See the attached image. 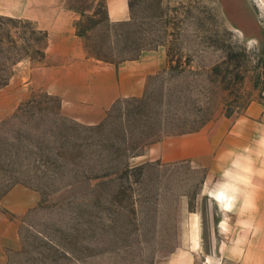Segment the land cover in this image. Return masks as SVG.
Returning <instances> with one entry per match:
<instances>
[{
	"label": "rangeland",
	"instance_id": "374dc122",
	"mask_svg": "<svg viewBox=\"0 0 264 264\" xmlns=\"http://www.w3.org/2000/svg\"><path fill=\"white\" fill-rule=\"evenodd\" d=\"M106 4L67 1L81 14L76 29L89 53L118 63L162 48L166 68L142 100L118 104L97 127L57 114L58 101L43 92L0 124V264H168L195 212L211 244L205 172L188 164L127 170V159L163 133L264 104V0H129L132 21L120 25L108 21ZM45 47L32 22L0 17V88L18 61L41 66ZM16 184L40 199L24 217L3 205Z\"/></svg>",
	"mask_w": 264,
	"mask_h": 264
},
{
	"label": "crops",
	"instance_id": "0c3cea01",
	"mask_svg": "<svg viewBox=\"0 0 264 264\" xmlns=\"http://www.w3.org/2000/svg\"><path fill=\"white\" fill-rule=\"evenodd\" d=\"M68 0H0V17L32 22L46 35L41 66L23 59L13 66L0 90V124L16 118L32 95L56 99L57 114L86 127L101 125L118 104L142 100L151 78L166 68L162 48L141 51L118 63L89 53L87 36L78 34L81 14ZM111 24L132 21L129 0H106ZM141 154L129 157L127 170L146 164H188L202 170L203 194L212 213L211 244L205 241L204 216L189 215L185 236L168 264H264V104L251 102L239 116L219 117L200 129L161 134ZM106 176L93 178L101 181ZM40 204L31 188L16 184L4 198L5 209L24 217Z\"/></svg>",
	"mask_w": 264,
	"mask_h": 264
},
{
	"label": "trees",
	"instance_id": "16d2710c",
	"mask_svg": "<svg viewBox=\"0 0 264 264\" xmlns=\"http://www.w3.org/2000/svg\"><path fill=\"white\" fill-rule=\"evenodd\" d=\"M45 36H46V35H45ZM44 57H45V52H44ZM3 87H5V86H3ZM3 87H1L0 90H1Z\"/></svg>",
	"mask_w": 264,
	"mask_h": 264
}]
</instances>
